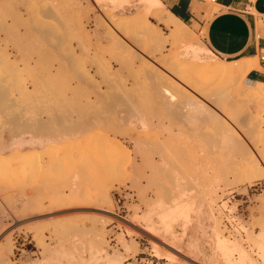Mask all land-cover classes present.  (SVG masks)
Listing matches in <instances>:
<instances>
[{
    "label": "rangeland",
    "instance_id": "obj_1",
    "mask_svg": "<svg viewBox=\"0 0 264 264\" xmlns=\"http://www.w3.org/2000/svg\"><path fill=\"white\" fill-rule=\"evenodd\" d=\"M101 5L109 7L100 0H0V249L9 240L13 247L9 262L38 264L46 248L70 242L83 247L87 238L83 247L87 252H80L86 263L89 247L97 241L95 234L102 231L105 253L118 252L124 260L152 254L169 264H210L196 259L184 246L193 224L186 226L179 216L198 192L206 190L210 199L214 190L220 196L215 208L222 228L219 240L233 260L243 252L261 264L264 178L244 184L231 177L226 183L208 178L204 174L210 157L205 153L206 141L183 132L186 127L177 121L182 111L160 101L161 89L175 91L178 85L181 72L173 67V61L186 41H161L160 47L149 40L140 24L109 28V18L119 15L107 11L104 16ZM137 9L143 12L144 6L126 7L124 16L132 17ZM99 16L106 26H99ZM148 19L164 37L169 36L163 24L154 17ZM187 26H194L195 36L205 43L204 28L195 23ZM185 93L199 98L204 91ZM207 105L214 104L207 101ZM26 138H41L43 144L5 149L10 142ZM116 143L122 145L125 154L121 161L127 172L120 177L107 176L102 192L108 189L105 194L112 201L111 210L119 217L107 213L108 205L98 204L94 197V202L73 198L71 203L52 204L58 193L70 194L72 177L78 175L79 179V173L83 179L77 181L81 182L73 181L82 188L79 190L91 195L103 189L94 169L101 158L104 162L113 159ZM179 150L183 158H179ZM157 152H164V157ZM162 158L180 162V166L172 165L187 177L180 175L178 182L185 186L192 181L191 188H177L172 176H154L149 168L143 174L132 171L133 163L160 162ZM259 164L264 169L262 162ZM20 193L28 195L26 209L18 201ZM168 215L173 221H164ZM170 233L182 239L180 247L172 243ZM205 239L201 245L208 254ZM131 243L135 251L126 252L123 244Z\"/></svg>",
    "mask_w": 264,
    "mask_h": 264
},
{
    "label": "bare ground",
    "instance_id": "obj_2",
    "mask_svg": "<svg viewBox=\"0 0 264 264\" xmlns=\"http://www.w3.org/2000/svg\"><path fill=\"white\" fill-rule=\"evenodd\" d=\"M105 1L109 3V7L105 8L101 5L100 12H102L104 16L107 11H113L116 15H119V17L115 19L109 18V28H113L114 25L140 24L145 28V33L149 40L157 43L160 47H163V44L162 46L160 44L161 41L169 40L172 43L177 39L186 41L180 47L173 61V67L181 72L177 80L178 85L174 89L175 91L169 88L161 89L159 91L161 94L160 101L169 108L182 111L181 115H177V121L183 123L180 124L183 128L184 126L186 127V130L183 129V132L188 131L189 137L194 134V137L204 138L206 141L205 143L208 150L205 151V153L210 157L209 160H207L204 174L208 178H219L224 183H226L230 177L234 180H239V183L241 181L243 184L244 182L251 183L257 178H264V169L259 164V162H262L264 165V84L257 82L256 84H252L246 81V74L248 71L258 67L257 59L253 57L237 61H219V58L195 36L192 30L195 27L193 26L192 29L189 28L187 24L170 14L160 0H100V3ZM133 5L137 7L144 6V11L142 12L137 9L132 17H125L123 13L125 8ZM213 11L214 10H212L209 15H211ZM99 17V26H106L104 20L101 19L102 17ZM149 17H154L159 23L163 24L165 28L169 30V36L164 37L149 21ZM100 32H102V30ZM69 55L70 53H67L65 58L69 59ZM199 89L204 91L199 98L185 93V91L188 90L195 94ZM207 101H211L214 104L211 105L212 108L207 105ZM138 117L140 121H144L142 115ZM239 136L245 137L244 139L247 140V143ZM1 139L3 140V137L0 135V140ZM1 143L2 142H0V144ZM42 144L43 139L41 138H38V140L26 138L17 142L12 141L8 144L9 146L6 144L5 146H7V148L5 149H8V147L11 149L13 146L29 148L36 145L41 146ZM112 150L113 159L104 162L105 160L101 158L100 161L96 163V168H98L94 169L97 176L99 175L100 177L99 181L96 177V180L99 182L97 184L102 186L103 189H96L91 195L89 193H84L81 190L82 188L77 186V182H81L77 180L83 179L82 173H79V176H81L79 179L78 175H73L72 177L70 183L72 191L70 194L67 196L63 194L59 195L58 193L57 196L55 195V197H53L54 200L52 199V204L58 205V203L61 201L64 202V200L70 202L73 198H85L88 202H94L95 200L96 202L99 201V203H106L108 207L110 206L109 208L107 207V210L109 209L110 211L108 210L106 212L111 213L115 217H119L111 210L112 201L108 197V194H105L108 189L106 190L105 188L106 191L102 192V190H104V184L102 185V183L106 180L105 178L107 176L120 177V175H125V172H127V166L125 167L121 161L124 156L123 154H125L122 145L116 143L115 148H112ZM9 153L10 152H7V154ZM157 153V155L164 157V152ZM256 153L260 156H256ZM178 155L179 158L184 157L180 150ZM258 157H261L262 160H260V158L257 159ZM150 160L142 161L141 165H137L140 163H133L131 166L133 173L136 170L137 173L143 174L146 168H149V173L154 176H172L174 178V181H172L173 185L177 188H185L186 185H189L187 186L189 188L190 183H193L192 181L188 182L184 180V182L187 181L185 186L179 184L178 177L181 175V170L176 168L177 164L179 165L180 163L179 161H168L163 158L160 162H155L152 159ZM172 164H176V167ZM133 173L131 174L133 175ZM129 177H131V175ZM181 177L183 178L184 176L181 175L180 178ZM186 177L185 175L184 179ZM84 179L87 180V178ZM75 180L77 181L76 184L73 183ZM79 188L81 189L79 190ZM164 189L167 190L168 187L166 186ZM81 191L84 194H82ZM205 191L201 192L200 190L201 193L198 192L199 195L197 194L196 197H193L194 200L191 198L192 201H190L189 208L186 211L182 209L184 212H181L180 216L178 212V215L176 213V215L180 217L179 219L184 221L185 225L190 223L193 224V227L188 231L190 234L188 241H186L184 245L188 252L196 259L210 264H258L257 260L252 259L243 252L239 254L238 259H232V253L228 247L222 240H219L222 228L219 226L221 223L219 220L220 214L215 208H218L216 200L220 196H216L217 192L213 190L211 191L212 195L209 199ZM19 196L20 198L18 201L24 206V209H26L29 205L28 195L26 193H20ZM87 197L90 199L88 200ZM91 197H94V200H92ZM18 201L15 202L18 203ZM186 204L188 205V201ZM187 205L185 208H187ZM21 209L23 210V207ZM170 213L175 214L173 210H171ZM12 215H15L14 212ZM169 216L170 215L164 219L165 222L173 221L174 218ZM186 226L184 229H187ZM207 232H209V235H207ZM85 233L88 234L87 231ZM76 235H78V233H76ZM82 235H79L82 237L81 239H83ZM261 235L262 237L264 236V228L261 230ZM85 236L87 235L85 234ZM85 236L84 238H86ZM73 237H71V239ZM95 237L97 241L93 242L89 247L90 258L88 261L86 260V263L80 252L83 251L84 253L85 248L83 247H86L89 241L87 238L83 239L84 241L87 240L85 242L86 245L83 247H79L77 244H70L72 242L66 245L60 243V241V244L57 243V246L49 249L46 248V255L42 257V260L37 262L38 264H83V262L85 264H124L126 259L124 260V256L120 253H105L102 231L96 233ZM169 238L175 246L180 247L182 242L181 238L174 236V234L172 235V233L169 234ZM205 238L208 239V241ZM202 239L209 242L210 251L208 254H206L202 248ZM66 240L67 239L64 241L67 242L68 240ZM83 240H81V242H83ZM123 248L126 252H134L136 246L133 243L123 244ZM171 248L174 249L173 247ZM259 248L260 258L262 263H264V241ZM236 249L238 250V248ZM12 251L13 247L10 241L6 240L5 246L0 249V264H12L8 260V255L11 254ZM157 255L161 256L158 252Z\"/></svg>",
    "mask_w": 264,
    "mask_h": 264
},
{
    "label": "crops",
    "instance_id": "obj_3",
    "mask_svg": "<svg viewBox=\"0 0 264 264\" xmlns=\"http://www.w3.org/2000/svg\"><path fill=\"white\" fill-rule=\"evenodd\" d=\"M160 1L183 23L204 28V44L213 54L228 61L257 57L258 67L248 71L246 81L264 84V60L260 59L264 51V26L258 27L259 16H264V0ZM16 57L21 58L19 54Z\"/></svg>",
    "mask_w": 264,
    "mask_h": 264
},
{
    "label": "built area",
    "instance_id": "obj_4",
    "mask_svg": "<svg viewBox=\"0 0 264 264\" xmlns=\"http://www.w3.org/2000/svg\"><path fill=\"white\" fill-rule=\"evenodd\" d=\"M259 22L264 26V16H259L258 18ZM261 60H264V51L262 52V55L260 57ZM124 264H169L168 261L165 259H158L152 256V254L146 256H139L138 254L134 257H127L126 261H124Z\"/></svg>",
    "mask_w": 264,
    "mask_h": 264
}]
</instances>
